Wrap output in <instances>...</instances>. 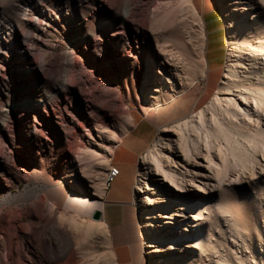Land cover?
Listing matches in <instances>:
<instances>
[{
    "label": "rangeland",
    "instance_id": "obj_1",
    "mask_svg": "<svg viewBox=\"0 0 264 264\" xmlns=\"http://www.w3.org/2000/svg\"><path fill=\"white\" fill-rule=\"evenodd\" d=\"M129 1L121 0L115 11L101 0L95 4L45 0L46 6L39 7L33 17H29L25 14L30 8L23 7L26 12L20 14L12 0H0V37H7L0 43V158L8 144L12 150L10 162L16 163L10 170L0 163L3 174H0V219L5 218L4 224L0 222V238L10 241L7 250L0 249V254L8 253L22 262L15 254L21 242L23 254L30 257L24 264H93L91 255L84 258L78 253L73 259L47 257L50 251L44 242L49 236L54 238L47 224L49 207H57L56 227L62 225L64 214L103 222L102 217L98 221L93 219L94 213L101 211L103 201L102 197L94 195V185L101 171L105 181L116 146L136 126L134 134L150 133L148 150L158 143L167 124L185 115H194L199 107H206L224 76L231 49L230 31L233 27L240 29L237 28L239 19L245 21L250 38L242 39L252 46L248 49L243 43H236L238 52L246 50L242 62L251 67L249 59L258 57L260 61L252 66L253 71L263 70V57L259 54L264 52V44L257 43L255 38L256 35L263 37L264 32V8L258 0L244 6L247 17L234 11L228 5L229 0H194L206 23L205 52L210 79L201 80L186 103L179 102L172 107L171 99L166 98L161 100L160 107L156 102L151 107L148 103L151 88L156 86L159 91L152 92L160 97L162 91L170 89V84L163 87L160 80L154 81L159 68L153 60L158 52L154 39L157 30L148 25L135 32L134 23L126 18L130 12ZM176 1L149 0V8L151 12L155 10L156 17H163L169 12L170 3ZM38 3L31 2L36 7ZM48 9L53 10L52 14L38 24L39 11L48 13ZM149 18L152 19L153 14ZM123 34H128L129 40L117 46L105 39L110 35L118 40ZM17 43L23 45L24 50L20 51ZM43 61L48 71L43 69ZM67 75H70L69 82L65 79ZM240 75L246 80L255 79ZM175 78L172 74L173 81H177ZM143 106L148 107L150 115L143 113ZM167 108V113L158 114V110L163 112ZM174 109L181 115L169 118ZM169 119L172 120L167 122ZM139 142L146 143L145 139ZM260 161L264 163L262 158ZM142 167L141 157L135 172L136 183L144 182ZM241 167L229 162L220 188H212L210 220L200 221L204 234L210 233L208 254H203L204 262L200 264H209V261L219 264L220 260L216 259H221V253L226 256V264H255V261L264 264L257 236L262 235L264 244V171L257 168L252 178L249 170ZM75 178H80L85 186L77 184ZM41 202L50 206L46 208ZM133 208L143 247L142 263L151 264L144 246L146 214L135 200ZM229 226L235 227L236 237ZM202 234L194 231L197 245L181 253L186 257L184 263L190 264L189 259L200 255L198 244H201ZM95 235L98 239L91 242L98 248L96 259L103 264V256L110 250L109 232L107 237ZM238 235L245 238L246 247ZM173 252L176 251L169 253ZM5 262L11 264L12 259Z\"/></svg>",
    "mask_w": 264,
    "mask_h": 264
},
{
    "label": "bare ground",
    "instance_id": "obj_2",
    "mask_svg": "<svg viewBox=\"0 0 264 264\" xmlns=\"http://www.w3.org/2000/svg\"><path fill=\"white\" fill-rule=\"evenodd\" d=\"M34 1L39 2L38 7L31 4ZM72 1L75 0H66V4ZM76 1L95 4L97 0ZM229 1L228 5L233 7L234 11H240V14L245 16L244 6L253 0ZM12 2L15 4V10L20 14L26 12L23 7L30 8L25 14L29 17H33L39 7L44 8L46 6L45 0H12ZM101 2L110 9L117 11L121 0H101ZM258 2L262 6L261 8H264V0H258ZM149 4V0H130V12L127 13L126 18L134 23L136 33L141 27L148 25L151 29L157 30L154 39L158 52L153 56V60L159 68L154 81L159 82L160 80L163 87L170 84V89L162 91V96L159 97L153 93L156 90L159 91L157 87H152L153 92L150 91L149 93L148 103L152 107L156 102L158 103L157 106L160 107L161 100L167 98L166 100L171 99L170 103L173 107L179 102L186 103L191 93L196 90L195 86L201 80L210 79L208 73L209 63L205 52L206 23L204 15L197 9L194 0L171 2L169 12L163 17H156L155 10L151 12ZM155 9H158V7L156 6ZM52 12V9H48V13L40 10L37 15V23L41 24L42 20L49 18ZM151 14H153L152 19L149 18ZM244 23L243 19H239L237 28L240 29L231 28L229 62L211 101L206 107H199L194 115H185L179 120L167 124L158 143L154 147L145 150L146 152L142 156L143 167L141 173L144 176V182L136 183L134 200L139 208L144 209V214H146L144 217L147 220L144 224L146 229L144 246L147 249L145 254L150 256L151 264H186L184 263L186 257L181 253L187 248L195 249L194 246L197 245V242L194 239V231L203 233L201 244H198L200 255L189 259L188 262L190 264H200V261H203V254L206 253L207 240L210 235L209 232L204 234L200 221L207 222L210 220L212 188H220L223 172L229 162H234L235 165L242 166L247 171L249 170V175L251 174L252 178L255 176L257 168H260L262 172L264 171V163L260 161L262 158L264 162V52L259 54L263 57H261L263 70L253 71L254 67L252 66H257V61H260L258 57L249 59L252 64L251 67H247V64L242 62L244 60L241 57L246 50L242 49L238 52L236 43L241 42L248 49L251 46L244 43V40L250 39H248V30L246 31ZM255 38L258 41L257 43L264 44V32L263 37L256 35ZM6 39V36L0 37V43L6 41ZM105 39L109 40L112 45L117 46L120 42L128 41L129 36L123 34L121 38L116 40L108 35ZM17 44L21 48L20 51L24 50L23 45L21 47L20 43ZM122 49H125V47ZM42 66L45 71H48L46 61L42 62ZM149 71L151 70L149 69ZM240 73L247 77L254 76L255 79L248 78L246 80ZM172 74L175 75L177 81L172 80ZM43 75L45 74L43 73ZM65 79L66 82H69L70 75H67ZM168 108L163 109V112L160 110L157 112L158 114L167 113ZM141 110L146 115L151 114L148 107L143 106ZM170 113L169 118L176 114L181 115L177 109L172 110ZM172 119L167 120V122ZM11 151V147L5 144L3 157L0 158V163L4 169L10 170L16 166L15 162H10ZM259 157L260 159H258ZM103 174L101 171L98 173V180L95 178L98 183L94 185V195L98 197L103 196L105 185L112 182L114 167L108 169L105 181L101 177ZM75 179L81 187L85 186L80 178ZM90 187L93 188V186ZM41 205L46 208L50 206L42 202ZM36 207L39 211L40 208L37 205ZM56 212L57 208L49 207L47 224L53 230L54 238L49 236L44 242V245L50 251V256L47 257L51 260L63 257L73 259L78 253L84 258L91 255L93 264H101L96 259L97 255L95 256L98 248L95 245L93 246L91 241L95 238V234H101L103 237L107 235L108 230L105 223L93 222L76 216L66 217L64 214L61 217V221L64 223H62L63 226L60 224L59 227H56ZM0 222L4 224L5 218H1ZM1 228L4 229V227ZM229 228L232 235L236 237L235 227L229 226ZM257 236L259 238V248L262 249V257L264 258L262 235L259 233ZM238 238L242 240L243 245L246 247L245 238L242 235H238ZM9 242L8 238L1 237L0 249L7 250ZM18 246L15 248V254L22 258V262L13 255L9 254L8 256V253L5 255L1 253L0 264H8V262H5L7 259H12L11 264H24L25 259L30 260L29 255L23 254L21 242ZM170 251L176 252L169 253ZM100 252L102 253V251ZM166 254L169 257L166 258L164 256ZM104 255L103 264H116L112 254L108 252L106 255L105 252ZM221 255V259H216V261L220 260L219 264H226L225 254L221 253ZM209 264L214 263L209 261ZM255 264H258V262L255 261Z\"/></svg>",
    "mask_w": 264,
    "mask_h": 264
},
{
    "label": "crops",
    "instance_id": "obj_3",
    "mask_svg": "<svg viewBox=\"0 0 264 264\" xmlns=\"http://www.w3.org/2000/svg\"><path fill=\"white\" fill-rule=\"evenodd\" d=\"M137 128L135 126L113 151L108 168H117L119 175L109 185H105L102 196L100 213L109 232L108 252L116 264H143V247L134 222V188L135 172L149 146L151 135L149 132L134 134ZM139 139H145L147 144L139 142ZM95 238L98 239V235Z\"/></svg>",
    "mask_w": 264,
    "mask_h": 264
},
{
    "label": "water",
    "instance_id": "obj_4",
    "mask_svg": "<svg viewBox=\"0 0 264 264\" xmlns=\"http://www.w3.org/2000/svg\"><path fill=\"white\" fill-rule=\"evenodd\" d=\"M93 219L98 221L101 219V213L99 211L95 212L93 215Z\"/></svg>",
    "mask_w": 264,
    "mask_h": 264
},
{
    "label": "built area",
    "instance_id": "obj_5",
    "mask_svg": "<svg viewBox=\"0 0 264 264\" xmlns=\"http://www.w3.org/2000/svg\"><path fill=\"white\" fill-rule=\"evenodd\" d=\"M118 175H119V170H118L117 168L114 167V178H113V180H114L116 177H118ZM113 180H112V181H113Z\"/></svg>",
    "mask_w": 264,
    "mask_h": 264
}]
</instances>
